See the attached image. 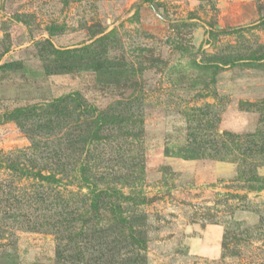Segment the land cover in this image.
<instances>
[{
    "label": "rangeland",
    "instance_id": "1",
    "mask_svg": "<svg viewBox=\"0 0 264 264\" xmlns=\"http://www.w3.org/2000/svg\"><path fill=\"white\" fill-rule=\"evenodd\" d=\"M0 264H264V0H0Z\"/></svg>",
    "mask_w": 264,
    "mask_h": 264
},
{
    "label": "trees",
    "instance_id": "2",
    "mask_svg": "<svg viewBox=\"0 0 264 264\" xmlns=\"http://www.w3.org/2000/svg\"><path fill=\"white\" fill-rule=\"evenodd\" d=\"M77 97L72 96L70 94L60 96L58 98L46 101L44 105L37 107V109L42 111V113L45 112V113H49L53 115L54 121H55V128H57V126L58 125L60 126V123L64 121V117L67 116V114L69 113L68 105H70L72 102L79 103V104L83 103L84 107L90 109V106L88 107V105L84 103V101H82L80 98H77ZM100 129H101L100 126L95 127L92 132V135H89V136H92L93 139H96L97 141L100 140V138H103L98 133ZM55 133H56L57 139L59 141L61 140V144H63V147L62 148L58 147L57 150L55 151L52 150L50 153L51 156L49 155V157L47 156L44 157V159L47 162L37 166L38 171L35 172L36 176H38V178L41 181L45 183H52L54 186V185H57L58 183H63L61 180L67 179L70 176V173L73 172L75 173L77 177V179L75 180H78L83 185L86 179L84 177L86 174L84 164L82 162L79 163L76 170H73L67 162L61 161L62 157L66 158L67 156L66 154L69 155V152L71 153L74 150H76L75 147L72 148V142L74 141V140L72 141V139L73 138L82 139L83 138L82 134H73L71 132H64V131H61L60 128L56 130ZM58 133L60 134L59 136H58ZM79 142H83V141L81 140ZM84 142L88 143L90 141H84ZM22 167H25V166H22ZM43 170H46L47 174L42 173ZM53 191H54V196L56 197L57 190L55 187H53ZM98 195L99 194L97 191L95 197H97ZM59 225L61 226V223H59Z\"/></svg>",
    "mask_w": 264,
    "mask_h": 264
}]
</instances>
